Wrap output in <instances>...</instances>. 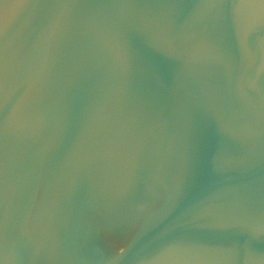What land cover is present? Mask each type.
I'll return each mask as SVG.
<instances>
[{"label":"water","instance_id":"1","mask_svg":"<svg viewBox=\"0 0 264 264\" xmlns=\"http://www.w3.org/2000/svg\"><path fill=\"white\" fill-rule=\"evenodd\" d=\"M0 264H264V0H0Z\"/></svg>","mask_w":264,"mask_h":264}]
</instances>
